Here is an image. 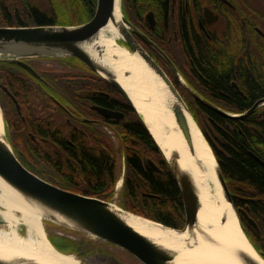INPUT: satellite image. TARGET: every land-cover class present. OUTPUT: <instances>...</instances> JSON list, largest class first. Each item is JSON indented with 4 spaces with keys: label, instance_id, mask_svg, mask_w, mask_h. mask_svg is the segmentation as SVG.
I'll list each match as a JSON object with an SVG mask.
<instances>
[{
    "label": "flooded vegetation",
    "instance_id": "af4514ba",
    "mask_svg": "<svg viewBox=\"0 0 264 264\" xmlns=\"http://www.w3.org/2000/svg\"><path fill=\"white\" fill-rule=\"evenodd\" d=\"M10 1L0 0V4L8 5ZM15 1L22 3L25 9L35 4L32 0ZM55 1L60 9L67 4L65 0ZM90 2L96 7L97 0ZM121 4L127 23L123 25V35L117 39V44L129 53L142 50L150 56L167 74L198 120L209 119L205 112L208 108L188 87L218 106L219 99L211 93L208 74H218L224 63L232 65L230 69L235 75L229 78L230 86L243 98H247L239 75L244 70L243 64L250 77L264 80V0H121ZM71 6L72 12L77 9L76 0H71ZM28 26L41 25L35 22ZM46 60L57 69L44 66ZM22 61L35 73L17 63L10 66H16L23 73L27 80L24 86L32 95L18 98L16 92L0 83V104L9 141L26 168L25 159L30 157L29 160L35 163L28 161L41 169L39 177L42 179L71 192L100 199L106 197L115 182L114 198L117 200L122 199V190L128 183L138 184L136 177L144 183L148 181L144 176L147 169L156 174L163 173L152 156L157 150L151 149L148 142L144 152L138 148L140 133L131 126L141 124L151 135L141 115L102 76L76 56H32L24 57ZM176 71L186 84L181 83ZM33 96L35 99L32 100ZM35 123L49 124L55 130L38 135L40 141L36 150H41L43 156L39 155V158L44 160L39 165L33 155L27 158L30 154L21 151L17 142L16 147L12 142V137L17 140L22 133L29 134L35 141L37 134L30 129ZM50 145L55 146L56 153L49 149ZM85 150L102 159L103 179L95 185L86 177L85 168L76 158V153L84 154ZM140 152L146 155L141 168L131 161ZM91 186L96 189L91 190ZM88 249L91 250L82 243L77 254L87 258L93 254Z\"/></svg>",
    "mask_w": 264,
    "mask_h": 264
},
{
    "label": "trees",
    "instance_id": "16d2710c",
    "mask_svg": "<svg viewBox=\"0 0 264 264\" xmlns=\"http://www.w3.org/2000/svg\"><path fill=\"white\" fill-rule=\"evenodd\" d=\"M65 1L67 4L62 6L61 9L55 0H32L31 3L34 2L35 4L29 9H25L22 3L15 0H11L8 5L0 4V27L28 26L35 22L42 26L76 25L89 21L96 10L95 5L90 0H76L78 7L72 12L71 0ZM12 64V62L0 61V83L16 92L18 98H28V95L31 96L32 92L24 86V82L27 80H25L23 73L17 70L16 66H10ZM243 65L244 70H241L239 75L243 82L241 87L247 98H243L230 86L229 78L235 75L231 72L232 65L230 63L226 62L222 66L219 65L222 68L218 70V74L216 72L208 74L212 88L211 93L218 96L219 100L225 101L218 100V107L233 114L248 111L257 100L264 98V80L257 76L250 77L245 64ZM33 99H35L34 96ZM36 99L41 101V99ZM226 100L232 103L229 104ZM3 106L6 108L7 105L3 103ZM205 112L209 116L206 121L203 120L202 122L196 116L194 118L214 150L235 207L238 211L243 209L257 223L258 230L251 226L239 211L241 223L249 240L264 257V106H260L253 114L243 119H230L208 109ZM8 119L11 120L10 117ZM134 126L141 137L139 150L144 152V149L147 148V142L151 149L155 148L157 153L152 156L163 169V173L156 174L147 169L146 174H144L148 180L147 182L144 183L139 177H136L138 184L128 183L122 190L121 206L130 212L161 222L167 226L182 229L185 223L183 199L164 155L153 137L141 124L132 125V130H134ZM30 129L34 134H37L35 141L32 140L29 134L22 133L17 140L12 137V142L15 147L17 142L21 151L24 153L27 151L30 154L26 155L27 158L33 155L39 165V162H44V160L39 158V155L43 156L41 150H36L40 141L38 135H44L47 130H55L49 124L41 123H35ZM49 149L56 153L55 146L50 145ZM85 152L80 155L76 153V158L80 160V164L85 168L86 177L95 185L103 179L102 159H98L87 150ZM144 156H146L145 153L140 152V154L133 156L131 161L136 167L141 168ZM29 158L25 159V165L28 169L38 176L42 175L41 169L31 163L34 161L29 160ZM54 159L55 156L52 160ZM69 164L72 166L70 162ZM90 189L95 190L96 187L91 186ZM115 191V182H113L108 194L102 199L106 201L114 200ZM49 240L55 248L66 254L74 253L77 255V248L82 244L81 241L58 234H50Z\"/></svg>",
    "mask_w": 264,
    "mask_h": 264
},
{
    "label": "bare ground",
    "instance_id": "6f19581e",
    "mask_svg": "<svg viewBox=\"0 0 264 264\" xmlns=\"http://www.w3.org/2000/svg\"><path fill=\"white\" fill-rule=\"evenodd\" d=\"M121 16L116 4L115 20L86 49L116 73L165 154L169 156L173 147L179 150V164L192 176L201 202L199 229L190 233L162 229L154 222L129 214H122L123 219L156 244L174 252L176 264H243L242 256L264 264L263 257L244 234L234 209L222 195L214 153L193 117L136 53H129L117 44L121 37L119 26L123 25ZM177 107L186 116L193 150L174 120L172 110ZM1 127L0 123V132ZM48 216L0 178V219L4 220L0 225H7L0 227V259L13 264H80L74 255L62 253L53 246L43 226L49 221ZM23 226L26 234L21 232Z\"/></svg>",
    "mask_w": 264,
    "mask_h": 264
},
{
    "label": "water",
    "instance_id": "95a60500",
    "mask_svg": "<svg viewBox=\"0 0 264 264\" xmlns=\"http://www.w3.org/2000/svg\"><path fill=\"white\" fill-rule=\"evenodd\" d=\"M116 4L119 6V11L122 15L121 20L124 25L127 21L122 11L121 0H97L94 16L91 20L85 23L76 25L0 27V61L20 64L29 71L35 73L30 65L22 61V58L32 56H76L92 71L99 74L112 84L136 110L128 91L117 80L116 73L109 66L103 65L97 61L96 58H94L86 49L87 45L97 42L101 31L110 21L115 20ZM123 25L119 26V32L121 35H123ZM99 50L100 54L102 51L101 49ZM135 53L160 79L170 94L178 100V103H181L184 109L193 117V114L182 95L160 66H158V64L142 50H138ZM163 56L168 62H170L166 55L163 54ZM129 74V72H126L127 76H129ZM177 76L182 84H186L180 74L177 73ZM234 86L239 90V87L236 84ZM186 87L188 86L186 85ZM188 90L208 109L230 119H243L253 114L260 106H264V98H262L248 111L241 114H233L202 98L190 87H188ZM172 113L188 146L193 150L190 128L184 111L181 107H177L172 110ZM113 114L114 113H111V115ZM0 123L2 124L0 132V178L26 201L31 202L44 210L49 215L46 217V220L72 230L81 231L89 236L100 238L113 245L121 247L143 264H176L177 255L174 252L156 244L151 238L131 227L122 216V214H129L140 217L158 224L162 229H172L177 233H190L196 228L199 229L198 214L201 208L200 198L192 176L183 170L179 164L180 153L176 147L171 148V150H169V156H167L154 139L171 169L183 199V209L186 221L182 229L170 227L161 222L130 212L119 206L115 200L106 201L94 196L71 192L42 179L26 168L16 156L7 136L4 113L1 104ZM206 141L208 142L207 139ZM208 144L210 143L208 142ZM209 146L214 153L212 146ZM214 156L217 162L216 174L221 186L222 195L234 209L244 234L250 244L254 247L241 223L239 211L242 213L246 221L257 230L259 229L258 225L243 209L238 211L235 207L231 192L222 174L215 153ZM149 162L154 169H157L154 163L151 161ZM261 163L263 162L261 161ZM224 221L225 218H222V222ZM2 222H4V220L0 219V223ZM43 226L45 228L46 223H44ZM241 259L243 264H258L245 256H242ZM0 264L13 263L0 259Z\"/></svg>",
    "mask_w": 264,
    "mask_h": 264
},
{
    "label": "rangeland",
    "instance_id": "374dc122",
    "mask_svg": "<svg viewBox=\"0 0 264 264\" xmlns=\"http://www.w3.org/2000/svg\"><path fill=\"white\" fill-rule=\"evenodd\" d=\"M43 65L53 66L55 69H57L54 64H52L51 62L47 60L43 62ZM3 113H4V110H3ZM4 119H5V116H4ZM5 124H6V121H5ZM198 126L200 130L202 131L200 125ZM6 132H7V126H6ZM7 136H8V132H7ZM120 202L121 200L116 199V203L119 206H121ZM6 226H7L6 224L0 225V227H4V228H6ZM21 229H23L21 231L22 234H26L24 226ZM45 230H46V233L48 234V238L50 234H56V235L58 234L60 236H67L74 240L81 241L83 245L85 244V247L91 248L93 254L91 256L88 255L87 258L80 257L78 256V254L76 255L74 253L73 254L70 253L74 255L80 261V264H143L141 261L136 259L133 255L129 254L123 248L113 245L100 238L89 236L81 231L71 230L69 228L67 229L66 227L60 226L51 221H46ZM91 250L88 249V251H91ZM261 256L263 257V255Z\"/></svg>",
    "mask_w": 264,
    "mask_h": 264
}]
</instances>
